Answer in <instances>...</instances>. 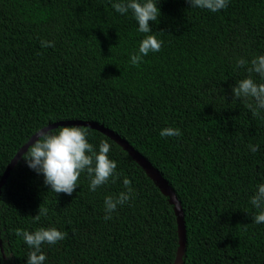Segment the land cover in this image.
Wrapping results in <instances>:
<instances>
[{
    "label": "trees",
    "instance_id": "16d2710c",
    "mask_svg": "<svg viewBox=\"0 0 264 264\" xmlns=\"http://www.w3.org/2000/svg\"><path fill=\"white\" fill-rule=\"evenodd\" d=\"M117 2L0 0V181L42 128L96 122L174 191L185 229L180 264H264V223L253 222L264 208L251 204L264 184V110L253 116L232 91L264 55V0H229L215 13L154 0L161 16L148 34L131 10L115 11ZM146 35L163 41L161 51L134 66ZM241 58L248 64L238 68ZM80 127L97 153L101 141L111 145L118 178L92 192L84 172L71 196L56 194L21 157L0 187V264H27L30 249L16 230L41 227L67 233L43 246L46 264H173L179 236L168 197L121 146ZM169 127L182 135L161 137ZM124 177L133 195L105 220V197L127 191ZM40 207L47 215L37 221Z\"/></svg>",
    "mask_w": 264,
    "mask_h": 264
},
{
    "label": "clouds",
    "instance_id": "9594fccd",
    "mask_svg": "<svg viewBox=\"0 0 264 264\" xmlns=\"http://www.w3.org/2000/svg\"><path fill=\"white\" fill-rule=\"evenodd\" d=\"M193 8L206 9L213 13L219 12L228 7L229 0H188ZM112 7L116 12L125 14L132 11L138 22V31L141 33H151L150 21L156 22L161 16V10L154 0H122L113 3ZM163 41L158 40L155 35H146L140 42L139 52L131 56V63L139 66L143 62V57L150 52L161 51ZM54 42L41 41V47H54ZM248 61L241 58L237 61V67L243 68ZM248 78L242 79L232 88L233 101H243L253 116H259L264 110V83H257L251 74H258L264 80V55L251 60V66L247 67ZM161 137H179L182 135L178 128H165L160 132ZM88 132L80 126H61L59 128L42 129L37 133V139L23 154L22 159L26 161L28 167L37 174L44 176V183L50 186L51 191L56 194L64 193L69 196L79 187L78 180L82 173L86 172L90 178L89 190L95 192L99 187L112 182L118 178L117 162L109 158L111 145L107 141H101L98 153L94 146L88 142ZM250 150L255 153L259 150V145H249ZM131 180L124 177L123 185L127 189L121 192L118 197H105V220L112 218V213L117 211L119 206L126 204L133 195ZM251 204L257 209L264 208V184L258 186V190L251 198ZM47 215V209L40 207L39 214L34 218L38 221L40 216ZM256 224L264 223V210L253 217ZM16 235L22 237L30 252L27 256V264H46V254L43 246L57 245L64 241L67 233L56 228H39L34 232L21 229L16 230Z\"/></svg>",
    "mask_w": 264,
    "mask_h": 264
},
{
    "label": "water",
    "instance_id": "95a60500",
    "mask_svg": "<svg viewBox=\"0 0 264 264\" xmlns=\"http://www.w3.org/2000/svg\"><path fill=\"white\" fill-rule=\"evenodd\" d=\"M60 126H85L94 130H97L101 132L102 134L106 135L110 139H112L115 143H117L123 150H125L133 160H135L138 165L144 169V171L152 178L154 182L158 184L161 191L168 197L170 203L173 205L174 212L176 214V221H177V230H178V236H179V245L177 249V255L176 259L173 264H180L182 261V256L184 252V246H185V229H184V223H183V212L181 205L179 201L177 200V197L174 193V191L171 189V187L167 184V182L162 178V176L159 174V172L132 146L128 144L127 141L120 138L118 135H116L113 131H111L108 128H105L103 125L98 124L96 122H84V121H62L57 122L54 124H51L45 128L42 129H48V128H57ZM41 129V130H42ZM39 130L38 132H40ZM36 132L29 141L17 152V154L14 156V158L11 160L9 165L7 166L2 179L0 181V187L5 182L10 170L13 168V166L16 164L18 160L22 157V155L26 152L28 147L35 142V140L38 138Z\"/></svg>",
    "mask_w": 264,
    "mask_h": 264
}]
</instances>
